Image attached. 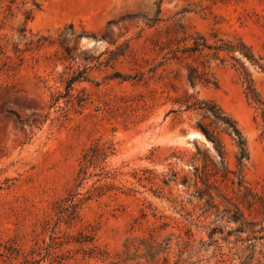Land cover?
Here are the masks:
<instances>
[{
  "label": "rangeland",
  "instance_id": "rangeland-1",
  "mask_svg": "<svg viewBox=\"0 0 264 264\" xmlns=\"http://www.w3.org/2000/svg\"><path fill=\"white\" fill-rule=\"evenodd\" d=\"M193 101L246 140L240 186L225 135L195 178ZM0 264H264V0H0Z\"/></svg>",
  "mask_w": 264,
  "mask_h": 264
},
{
  "label": "trees",
  "instance_id": "trees-1",
  "mask_svg": "<svg viewBox=\"0 0 264 264\" xmlns=\"http://www.w3.org/2000/svg\"><path fill=\"white\" fill-rule=\"evenodd\" d=\"M202 48L213 50L215 53L226 52L229 54L237 51L238 54L246 59L249 63L258 67L259 69H263L258 65L257 61L253 58L249 50L241 43L240 47H236L231 43L225 44L223 42L220 45L207 46L203 40H195L193 42V46L187 48L184 51L194 53L200 51ZM230 59L235 62V64H233L232 66L236 69H240L239 72L242 76L243 85L245 86L244 89L246 99L251 101L253 104L259 106L263 105L258 99L249 74L246 72L244 67L239 64L238 60L233 56H230ZM202 76L205 84L214 85V82H210L208 79L204 78V75ZM74 80L75 79H71L70 82ZM185 111H192L196 113L198 118L192 125V127L213 144L214 149L217 151L218 157V160L216 162L210 161L211 172L208 171V165L205 163L200 171L197 169L195 170V178H198L201 181H205V178L207 176H220L224 179L229 173H231L225 162L224 150L221 141V137L225 135L230 138L235 147L234 159L237 171L234 172L233 175L238 179V186H240L242 179V170L244 167V163L249 159V153L246 140L237 127L235 121L231 119L219 106L208 101H193L192 103L186 105ZM5 244V251L8 253L7 257H11L15 251V249L13 248V242L8 240ZM26 262H28V260L24 261V263Z\"/></svg>",
  "mask_w": 264,
  "mask_h": 264
},
{
  "label": "bare ground",
  "instance_id": "bare-ground-1",
  "mask_svg": "<svg viewBox=\"0 0 264 264\" xmlns=\"http://www.w3.org/2000/svg\"><path fill=\"white\" fill-rule=\"evenodd\" d=\"M195 135H197V134H195Z\"/></svg>",
  "mask_w": 264,
  "mask_h": 264
}]
</instances>
